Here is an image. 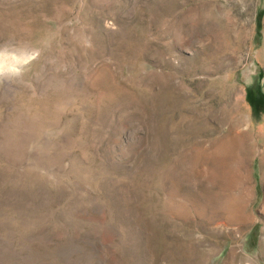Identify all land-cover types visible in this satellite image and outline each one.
I'll use <instances>...</instances> for the list:
<instances>
[{"label":"rangeland","instance_id":"1","mask_svg":"<svg viewBox=\"0 0 264 264\" xmlns=\"http://www.w3.org/2000/svg\"><path fill=\"white\" fill-rule=\"evenodd\" d=\"M0 63V264H264V0H0Z\"/></svg>","mask_w":264,"mask_h":264},{"label":"bare ground","instance_id":"2","mask_svg":"<svg viewBox=\"0 0 264 264\" xmlns=\"http://www.w3.org/2000/svg\"><path fill=\"white\" fill-rule=\"evenodd\" d=\"M0 65H1V63H0ZM5 67V66H4ZM24 136V135H23ZM198 155V154H197ZM194 156V155H193ZM192 162V161H191ZM189 164V163H188ZM211 168V167H210ZM235 184V183H234ZM217 196V195H216ZM225 204V203H224ZM222 214V213H221Z\"/></svg>","mask_w":264,"mask_h":264}]
</instances>
